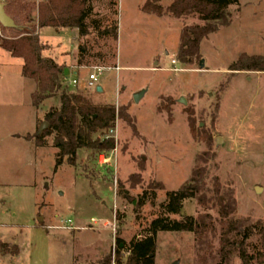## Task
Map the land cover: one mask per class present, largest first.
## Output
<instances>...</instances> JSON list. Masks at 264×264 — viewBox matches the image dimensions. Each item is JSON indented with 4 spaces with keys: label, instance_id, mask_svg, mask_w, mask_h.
Returning a JSON list of instances; mask_svg holds the SVG:
<instances>
[{
    "label": "rangeland",
    "instance_id": "rangeland-1",
    "mask_svg": "<svg viewBox=\"0 0 264 264\" xmlns=\"http://www.w3.org/2000/svg\"><path fill=\"white\" fill-rule=\"evenodd\" d=\"M147 1L91 0L88 37L81 38L77 29L40 33L41 43L56 54L69 48L64 55L72 57L76 47L77 74L69 67L63 72L68 91L122 109L135 126L136 132L118 119L113 132L94 136L116 141L102 162L98 151L81 150L76 166L65 163L55 172L53 137L39 149L26 140L49 109L60 106V96L36 109L30 101L36 83L22 79L23 60L0 47V240L9 244L8 251L13 245L20 249L18 256L0 252V264H100L108 256L115 264L117 241L129 247L145 239L153 220L163 215L166 193L189 183L196 172L204 174L205 205L187 200L181 213L169 218L209 214L218 233L201 243L192 233L159 232L156 264H242L236 246L226 248L228 259L219 256L222 202H235L228 217L231 242H241L245 229L264 225V72L229 71L243 53L264 56V0H239V7L229 9L231 24L201 45L204 67L201 61L182 65L176 57L182 29L204 22L146 14L141 8ZM174 1L160 4L166 8ZM95 21L102 28L117 21L118 40L99 35ZM12 35L0 31L2 37ZM80 46L86 48L82 55ZM98 68L103 74L96 87L102 86V93L88 86ZM2 99L12 106H1ZM147 191L156 199L140 207ZM121 255L125 263L128 253Z\"/></svg>",
    "mask_w": 264,
    "mask_h": 264
},
{
    "label": "trees",
    "instance_id": "trees-1",
    "mask_svg": "<svg viewBox=\"0 0 264 264\" xmlns=\"http://www.w3.org/2000/svg\"><path fill=\"white\" fill-rule=\"evenodd\" d=\"M7 14L14 19L22 30L0 28L1 34L9 32L10 37L0 36V47L9 52L12 57L24 61L22 74L25 78L32 79L37 85V90L32 95V104L39 109L43 102L60 96V106L51 107L45 114L44 120L48 128L42 133L26 136V140L34 141L37 147H48V138L53 137L52 146L58 152L56 154L55 172L65 163L76 166L79 152L81 150H95L100 155L112 152L116 148V141L113 137H106L104 140L94 138L103 131H113L116 121L122 119L128 123L136 132L135 126L122 109L114 105L95 103L90 96L81 92H70L63 83V66L51 58L43 57L45 47L42 45L39 30L43 28L54 29H77L81 38L88 37L90 32L87 20L92 16L93 9L91 0H47L39 4L26 2L25 0H4ZM112 7H116L111 2ZM239 7V0H175L168 7L160 4V0H149L141 8V11L163 17L170 15L175 19L184 17H197L204 25L185 26L180 36V45L177 52V61L186 66H192L200 62L201 45L204 40L219 31L221 27L231 24V7ZM116 10L114 15L116 16ZM95 30L104 37H112L118 40V24L107 28L101 27V22L95 21ZM85 46H80L82 55ZM81 60L79 64L81 65ZM229 71L242 72H264V56L248 55L243 53L234 62ZM161 109V107L159 108ZM204 174L196 172L189 183L175 191L166 193V201L162 205V216L153 220L148 228V236L143 240H134L129 247L118 240L115 264H156L155 254L157 249V234L159 232L171 233H192L201 243L210 234H217V229L212 216L209 214L198 215L197 217L187 216L182 220H172L170 215L177 216L181 213L184 203L190 199H199L204 204L205 188H202ZM160 188V184H157ZM156 193L145 192L139 201L142 207L146 201L154 202ZM223 203V202H222ZM220 204L219 239L223 248L219 251L222 260L230 257L226 252L227 247L236 246L242 264L264 263V225L257 223L251 228L245 229L241 242H231L230 235L234 232L231 223L228 221L230 214L234 212L235 202L224 206ZM242 235V232H237ZM259 238L257 245L248 244L251 238ZM9 244L0 241V252L3 255L18 256L19 247L13 245V251H8ZM250 249L254 250L252 253ZM128 253L124 263L122 253ZM112 256H108L100 264H112ZM222 264V263H221Z\"/></svg>",
    "mask_w": 264,
    "mask_h": 264
},
{
    "label": "crops",
    "instance_id": "crops-1",
    "mask_svg": "<svg viewBox=\"0 0 264 264\" xmlns=\"http://www.w3.org/2000/svg\"><path fill=\"white\" fill-rule=\"evenodd\" d=\"M44 29V28H43ZM43 29H40L39 30V36H40V33H41V30H43ZM52 29H54V28H52ZM63 29H65V28H61V29H54L57 33H59L60 31H62ZM67 29V28H66ZM1 31V30H0ZM44 47H45V49H44V51H43V57H45V58H51V59H53V60H55L56 61V63L57 64H59L60 66H63V68H66V67H69L71 70H73V72L74 71H77V69H76V67L74 66V62H75V60H76V54H77V52H76V47H75V49H74V51H72V57L71 56H66V55H64V53L66 54V51H70V49L68 48V49H63L59 54H56V51L55 50H52L53 48H51L52 46H50L49 44H42ZM50 47V49H49V47ZM1 50H3V49H1ZM51 51V52H50ZM6 52V51H5ZM50 52V53H49ZM11 57H12V55L9 53V52H7ZM52 53V54H51ZM61 57V59L59 60V58ZM13 59H19L20 60V58H14V57H12ZM70 59V60H69ZM22 60V59H21ZM24 62V61H23ZM24 66V63H22L21 64V66ZM22 69H23V67H22ZM75 74H77V72H74ZM21 77H22V79H24V80H31V81H33L32 79H28V78H25L24 76H23V74H22V70H21ZM36 85V84H35ZM37 90V85L35 86V88H34V91H32V93L30 94V97H31V103H32V95L35 93V91ZM2 93H4L3 91H1ZM33 105V104H32ZM1 106H3V107H6V108H8V107H11L12 106V103H10V101H7V100H4V99H2L1 100ZM40 120V119H39ZM37 124V123H36ZM37 129H38V126L36 125V130L35 131H37ZM28 136V135H27ZM32 136V135H31ZM34 143V142H33ZM35 147H37L36 145H35ZM38 149L39 148H42V147H37ZM1 241V240H0ZM20 250V249H19Z\"/></svg>",
    "mask_w": 264,
    "mask_h": 264
},
{
    "label": "water",
    "instance_id": "water-1",
    "mask_svg": "<svg viewBox=\"0 0 264 264\" xmlns=\"http://www.w3.org/2000/svg\"><path fill=\"white\" fill-rule=\"evenodd\" d=\"M5 7L6 5L2 1H0V26L5 29L22 30V28L16 24L14 19L7 14ZM200 66L204 67V60H201ZM96 91L97 93H102L104 90L102 86H97ZM145 94H146L145 90L136 94L134 96V102L139 103L144 98ZM181 102L186 104V100L184 99H182ZM47 128H48V123L44 122L39 129V133H42ZM175 264H178V263H175Z\"/></svg>",
    "mask_w": 264,
    "mask_h": 264
},
{
    "label": "built area",
    "instance_id": "built-area-1",
    "mask_svg": "<svg viewBox=\"0 0 264 264\" xmlns=\"http://www.w3.org/2000/svg\"><path fill=\"white\" fill-rule=\"evenodd\" d=\"M43 1H47V0H43ZM96 70H97V73L90 75L89 79H88V86L92 87V88H97L96 84L98 83V79L103 74V69L98 68ZM77 83L78 82L76 80L73 81L74 85H77ZM111 132H113V131H111ZM104 156H105V154L100 155V161L101 162H102V159H104Z\"/></svg>",
    "mask_w": 264,
    "mask_h": 264
}]
</instances>
